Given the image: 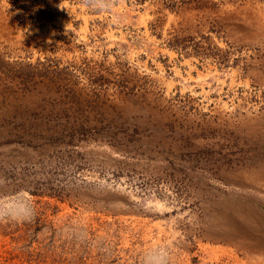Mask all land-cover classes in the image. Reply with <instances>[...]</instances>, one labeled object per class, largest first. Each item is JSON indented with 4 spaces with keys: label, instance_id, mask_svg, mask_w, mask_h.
Masks as SVG:
<instances>
[{
    "label": "rangeland",
    "instance_id": "1",
    "mask_svg": "<svg viewBox=\"0 0 264 264\" xmlns=\"http://www.w3.org/2000/svg\"><path fill=\"white\" fill-rule=\"evenodd\" d=\"M264 264V0H0V264Z\"/></svg>",
    "mask_w": 264,
    "mask_h": 264
},
{
    "label": "clouds",
    "instance_id": "2",
    "mask_svg": "<svg viewBox=\"0 0 264 264\" xmlns=\"http://www.w3.org/2000/svg\"><path fill=\"white\" fill-rule=\"evenodd\" d=\"M144 264H168L167 251L165 249H152L146 253Z\"/></svg>",
    "mask_w": 264,
    "mask_h": 264
}]
</instances>
